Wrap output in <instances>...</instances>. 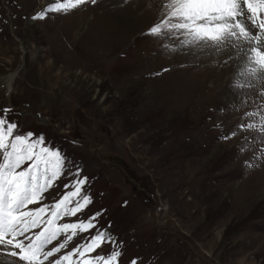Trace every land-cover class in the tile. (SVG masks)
<instances>
[{
  "label": "rangeland",
  "instance_id": "rangeland-1",
  "mask_svg": "<svg viewBox=\"0 0 264 264\" xmlns=\"http://www.w3.org/2000/svg\"><path fill=\"white\" fill-rule=\"evenodd\" d=\"M51 2L0 0V116L66 157L45 203L88 178L92 203L56 222L100 212L96 229L60 255L106 230L113 242L93 255L118 249L119 264H264V77L244 52L147 35L167 0L32 18Z\"/></svg>",
  "mask_w": 264,
  "mask_h": 264
},
{
  "label": "snow or ice",
  "instance_id": "snow-or-ice-1",
  "mask_svg": "<svg viewBox=\"0 0 264 264\" xmlns=\"http://www.w3.org/2000/svg\"><path fill=\"white\" fill-rule=\"evenodd\" d=\"M89 3L96 4L97 0H52L32 18L44 19L53 11L67 14ZM177 33L184 37L180 46L190 49L240 48L248 74L264 77V0H167L163 18L146 34L164 37ZM238 127L254 129L256 125L241 123ZM17 128V123L0 116V256L6 258L0 264H119L118 249L107 255H93L104 243L113 242L106 230L97 231L86 243L60 255L77 230L96 229L93 221L101 213L73 223L56 222L65 216H77L92 203L83 188L88 178L80 177L77 171L80 178L72 181L74 190L52 204L45 203V193L64 174L66 157L59 149L46 146L43 136L16 134ZM259 130L264 132V126ZM37 204L39 207H30ZM69 230L71 235L60 241ZM130 264L137 261L133 259Z\"/></svg>",
  "mask_w": 264,
  "mask_h": 264
},
{
  "label": "bare ground",
  "instance_id": "bare-ground-1",
  "mask_svg": "<svg viewBox=\"0 0 264 264\" xmlns=\"http://www.w3.org/2000/svg\"><path fill=\"white\" fill-rule=\"evenodd\" d=\"M17 75V72L15 73H12L10 74L8 77H7V80H6V83H7V86H8V89L11 90V86H12V82L14 81L15 77Z\"/></svg>",
  "mask_w": 264,
  "mask_h": 264
}]
</instances>
